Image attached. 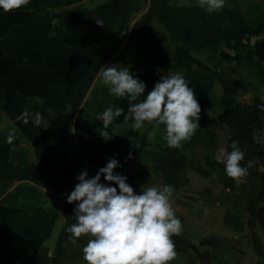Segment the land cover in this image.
<instances>
[{"label": "rangeland", "instance_id": "obj_1", "mask_svg": "<svg viewBox=\"0 0 264 264\" xmlns=\"http://www.w3.org/2000/svg\"><path fill=\"white\" fill-rule=\"evenodd\" d=\"M103 1H114L112 4L107 3L106 8L100 11V17L97 20L104 21L103 25L109 22L107 13H112L113 23L116 20L115 18H117L116 22H118L119 18L118 23L125 22V24H128L127 28L133 26V24L135 25L133 36H131L133 37L132 49L127 55V61H122L121 59L123 58L120 56L118 59H113L107 66L115 65L118 69L127 67L133 77L143 72L142 68L146 65V61L154 58V53L143 47V45L148 44L155 47V44H151L149 41V36H134L137 35V29H139V33H145L142 29L143 26L150 31L149 34L152 37L156 38L155 42L161 45V47L154 48L156 53L173 59L182 57L190 59L194 70L206 72L212 76L211 98L209 104L201 109L200 127L191 141L184 142L181 148L170 149L166 146V141L163 139L165 134L163 125L157 128L145 124L140 130H133L132 123H117L113 126V132L119 135L114 156L122 165L123 172L128 175L127 183L137 193L149 186L161 187L170 185L174 189L171 198L172 206L176 216L183 224V231L180 236L196 243L195 245L199 251H204L206 248L205 244H199L200 242L206 243V241L212 240L220 243V246L239 247L240 244L236 240L223 239L213 234H206L207 226L196 222V210L198 207L216 204L217 201H226V204L224 202L221 204L228 205L225 212V222L229 228L238 229L242 223L241 214L233 204L249 198L251 200L255 199V201L259 200L260 205L264 200V171L261 169V167L264 168V158L262 161L256 162L257 165L254 166L253 177H245L240 183H236L227 177L224 165L215 160L217 151L220 148H225L226 139L231 133L227 123L220 121L223 113L221 102L227 99L225 97L226 92L242 103L264 102V61L257 56L251 59L245 56L246 51L256 42L264 41V0H226L223 10H238L243 16L244 22L248 25L249 32L240 41H232L231 45L233 47L231 48L225 47L220 43L216 48L201 51H189L179 42L171 40L166 29L157 18L153 19L151 15L143 14V10L144 12L147 11L148 3L152 4L155 1L160 3L161 7L169 5L173 10L186 7L190 10V14L193 15L204 13L203 9L196 6L195 0H135V4H130L129 1H126V3L125 0H74L68 8L47 9L37 15H39L40 19L48 22L52 28L57 29L61 23L58 17L55 18L56 13H63L70 8L81 5H96ZM134 7V11L128 12L130 15L125 17L126 11H131ZM136 8L140 10H136ZM220 12L211 15L207 13L209 15L208 18L212 20L214 14H219ZM120 44V41L117 42L112 52L115 49L119 50ZM221 50L229 53L227 60L222 59ZM112 52L111 54H113ZM167 71L170 75L177 72L185 74L184 68L181 67L170 66ZM112 97L113 95L109 93L108 87L103 85L99 79L87 96L83 112L80 115L87 119L99 117L102 109L110 104ZM14 130L15 134H21L20 129L15 128ZM9 132L7 130L6 135ZM50 133L54 141L64 138V141L70 144L68 145V150L75 157L74 164L81 167L76 170L79 174L83 169H87L89 177H92L101 168L91 166L81 158L79 148H77L78 146L76 147L75 140L70 133L64 136L62 133H57L56 130ZM23 138L22 141L20 140V144L11 146L12 149L8 159L13 164L16 163L18 156H22L24 162L34 163L37 156L42 157V150L45 151L44 148L40 147L38 155V153L34 152L31 143L24 145ZM19 139L21 138L19 137ZM168 151L185 154V174L188 178L186 184H182L179 179L169 183L161 172L160 167L154 164L158 154ZM130 153L132 158L127 159ZM44 156H48V154L45 153ZM124 159L127 160V164H122ZM61 162L63 161L58 160L57 170H51L53 169L51 163L47 164L46 161L44 163L45 167L40 164L38 167L40 175L36 174V169L20 175L10 169L5 176L7 181L6 190L19 189V200L32 202L35 205L58 212L53 232L44 244L52 250V257L46 264H85L82 259L83 237L78 240L77 244L73 245L69 240L71 234L66 231L67 226L76 222L73 212L76 205L67 203L65 194L70 193L74 189V186L78 183L76 177L79 174L72 173V171V176L68 178V182H65V175L59 174V172H62V169L59 170ZM47 166L49 167L48 169L46 168ZM218 167H220V170L214 169ZM120 168L118 167L115 172L118 173ZM101 182L107 183L103 177H101ZM27 193H32L36 196L29 197ZM244 193H248L249 197L242 196L245 195ZM84 237L89 239L87 236ZM177 253V258L171 264H189V255L186 250Z\"/></svg>", "mask_w": 264, "mask_h": 264}, {"label": "crops", "instance_id": "obj_2", "mask_svg": "<svg viewBox=\"0 0 264 264\" xmlns=\"http://www.w3.org/2000/svg\"><path fill=\"white\" fill-rule=\"evenodd\" d=\"M126 1L130 4L136 3L135 0ZM112 2L114 1H103L90 6L81 5L63 13H56L55 18L58 17L61 23L57 29L52 28L37 15L30 24L16 25L0 38V183L6 184L5 176L11 169L8 164L11 146L20 144L23 137L24 145L31 143L38 155L40 147L45 151L42 150V157L37 156L34 163L24 162L21 170L12 168L14 172L20 175L36 169V174L40 175L38 169L40 164L45 167L46 161L47 164L51 163L53 168L51 170H57V162L60 160L63 162L60 163L59 170L62 169V172L59 174L65 175V182L72 176V171L79 174L76 170L81 167L74 164L75 157L68 150L70 144L64 141V138L56 141L51 138L50 132L56 129L49 124L48 119L50 116L61 114H69L72 121L82 117L80 113L83 112L85 100L99 80L97 72L100 67L109 65L113 59L120 56L123 58L122 61H127V55L132 49L131 36L135 25L128 27V30V24L118 23L119 18L118 22L115 18L113 23L112 13H107L109 22L103 27L96 23L100 11L106 8L107 3ZM148 4L147 11L143 10V14L156 19L162 8L161 4L157 1ZM133 9L135 7L131 11L125 9L124 16L130 15L128 12L134 11ZM142 29L145 33H139L137 29V35L134 36H149L151 44H155L154 48L161 47L155 42L156 38L149 34L148 29L143 26ZM119 41L121 42L119 50L115 49L112 52ZM25 109L32 114L39 112L43 117V123L37 127L30 118L29 123L25 125L18 119ZM115 124L117 123L113 126ZM13 128L20 129L21 134H15L14 142L8 144L6 132ZM56 132L60 133L58 130ZM69 133L79 148L73 130L71 129ZM45 153L48 156H44ZM79 154L86 162L80 148ZM16 164L17 160L13 165ZM214 169L220 170V167ZM244 194L242 196L249 197L248 193ZM222 202L226 201L198 207L196 222L207 226L206 234L236 240L240 246L230 248L220 246L217 241H206L204 251L208 252L207 264H264V234L257 220L259 200L246 198L233 204L241 214L242 223L238 229L227 226L225 212L228 205H221ZM182 250L187 251L189 264H200L193 252L188 249Z\"/></svg>", "mask_w": 264, "mask_h": 264}, {"label": "clouds", "instance_id": "obj_3", "mask_svg": "<svg viewBox=\"0 0 264 264\" xmlns=\"http://www.w3.org/2000/svg\"><path fill=\"white\" fill-rule=\"evenodd\" d=\"M195 3L211 15L222 11L226 0H195ZM29 4L30 0H0V9L10 13ZM96 23L103 27L102 21ZM97 77L111 95L129 101L127 113L123 108L109 106L100 114L104 130L99 135L105 142L113 137L107 129L121 116L125 123L132 121L133 130H140L145 124L157 128L163 125V139L170 149L181 148L184 142L191 141L200 127L201 106L182 73L162 75L147 95L146 83L133 77L127 67L101 66ZM141 96L143 100H139ZM259 107L264 111V105ZM30 118L37 127L43 123L39 112L32 114L27 109L18 117L25 125ZM262 137L264 131L253 133L255 143H264ZM15 138L13 129L6 142L12 144ZM230 147V152L220 148L215 160L224 165L227 177L240 183L252 163L241 165L245 154L237 141ZM131 158L130 153L127 159ZM118 167L122 165L113 156L92 177L83 169L76 177L74 189L65 194L67 203L76 205L73 209L76 222L66 228L71 234L70 242L75 245L81 237H89L82 248L85 264H171L178 256L173 237L183 231L172 206L174 189L170 185L149 186L137 193L126 176L115 172ZM101 177L107 183H102Z\"/></svg>", "mask_w": 264, "mask_h": 264}, {"label": "trees", "instance_id": "obj_4", "mask_svg": "<svg viewBox=\"0 0 264 264\" xmlns=\"http://www.w3.org/2000/svg\"><path fill=\"white\" fill-rule=\"evenodd\" d=\"M73 1L30 0V4L19 11L4 13L0 9V38L16 25L30 24L38 13L47 9L68 7ZM208 16L206 12L193 15L186 7L173 10L171 6L164 5L160 9L157 19L166 29L170 39L179 42L189 51L216 48L220 43L231 48L233 47L232 41H240L249 32L243 16L236 9H224L219 14H214L212 20ZM143 47L154 53V58L150 60L156 64L166 68L170 66L184 68L183 76L188 82V86L194 90L201 109L209 104L212 76L206 72L194 70L190 59L185 57L173 59L156 53L154 47L148 44ZM220 54L224 60L229 58V53L223 50L220 51ZM245 56L248 59L257 56L264 61V41L256 42L246 51ZM134 77L146 83L145 95L153 89L155 82L158 81L144 71ZM225 97L227 99L221 102L223 113L220 121L227 123L231 129V133L226 139L225 148L230 152L232 150L231 143L238 142L239 148L245 154L241 165L247 166L249 162L252 163L246 178H252L256 162H260L264 158V143H255L253 140L254 132L264 131V111H261L259 107L264 105V102L242 103L228 92ZM143 99L144 96L139 98V100ZM109 106L123 108L127 113L129 101L126 97L116 98L113 96L110 99V104L104 107L102 112ZM48 122L62 134H68L71 129L73 130L80 151L91 166L106 164L109 158L114 156L119 135L113 132V124L125 123L123 116L117 118L107 129L113 137L105 142L99 135V132L104 130L103 122L99 117L92 119L78 117L72 121L69 114H61L50 116ZM127 123H132V121L129 120ZM23 163L24 158L18 156L16 165L10 161L8 164L11 169L21 170ZM122 164H127V160L124 159ZM154 164L160 167L169 183L178 179L182 184L188 182L185 174V154L174 151L162 152L156 156ZM118 173L128 178V175L123 172V167ZM6 186V184L0 183V264H46L52 257V250L47 248L44 242L52 234L58 212L32 202L21 201L18 199L20 190L14 189L6 192ZM27 196L35 197L36 195L27 193ZM257 220L264 234V200L257 208ZM87 240L83 237L84 245ZM173 240L176 251L188 249L195 254L200 264H207L208 252L199 251L195 244L180 235L174 236ZM199 244L206 243L200 242Z\"/></svg>", "mask_w": 264, "mask_h": 264}, {"label": "built area", "instance_id": "obj_5", "mask_svg": "<svg viewBox=\"0 0 264 264\" xmlns=\"http://www.w3.org/2000/svg\"><path fill=\"white\" fill-rule=\"evenodd\" d=\"M142 70L148 75H151L158 80L162 75L164 76L170 75L165 66L164 67L160 66L150 59L146 61V65L142 68Z\"/></svg>", "mask_w": 264, "mask_h": 264}, {"label": "water", "instance_id": "obj_6", "mask_svg": "<svg viewBox=\"0 0 264 264\" xmlns=\"http://www.w3.org/2000/svg\"><path fill=\"white\" fill-rule=\"evenodd\" d=\"M261 169H262V171H264V168L263 167H261Z\"/></svg>", "mask_w": 264, "mask_h": 264}]
</instances>
